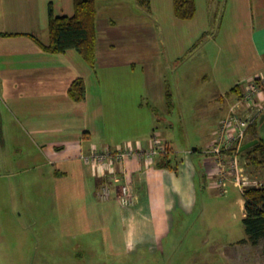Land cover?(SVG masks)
Here are the masks:
<instances>
[{
    "label": "crops",
    "instance_id": "obj_1",
    "mask_svg": "<svg viewBox=\"0 0 264 264\" xmlns=\"http://www.w3.org/2000/svg\"><path fill=\"white\" fill-rule=\"evenodd\" d=\"M119 1L122 0H100L98 16L100 8L112 11L115 2L119 3L116 9L129 16L130 12ZM150 2L149 8H143L152 16L153 25L145 33H151L154 40L155 24H159L165 47L156 42L153 45L152 41V45L147 44L150 53L146 64L140 59L137 62L132 58L113 59L112 53L106 59H99L98 45L103 44L99 41L100 29L108 33L117 22L109 20L111 26L97 18V62L92 68L77 51L50 55L34 39L47 44L50 5L55 15L71 17L75 13L73 0H0V114H4L0 126L15 123L32 137L35 151L31 159L35 162L30 167L40 168L47 163L55 167L51 171L53 193L60 208L66 209L65 217L60 219L63 235L68 239L82 234L98 235L115 254L131 253L129 235L136 230L135 222L140 221L135 216L146 208L147 202L159 196L157 191L161 194L174 191L184 206L195 208L198 187H202L196 175L194 179L191 175L180 179L171 169L146 164L139 158L127 160L123 166L116 163L114 169L107 170L86 162L94 149L117 152L127 147L144 151L150 148L152 115L149 112L155 113L150 111L151 103L165 107L170 98L163 86L155 89L156 83L162 82L158 72L163 58L165 62H175L196 47L207 50L209 76L217 84L220 108L225 105L229 109L236 100L237 95L230 94L232 89L239 86L243 92L251 81L264 75V0H196L197 12L192 20L176 18L174 0ZM124 21L133 23L136 17L129 16ZM131 26L138 25L125 27L131 30ZM104 43L113 46L112 42ZM76 79H82L85 84V99L80 102L68 94ZM256 101L262 104V111L255 117L257 136L264 139L263 91ZM226 115L225 112L221 120ZM218 131L212 133L208 147ZM163 141L173 150L168 140ZM204 156L200 158V169L204 179L211 181L218 192L212 177L214 161L207 154ZM5 164L10 165L8 161ZM188 166L190 172L198 171L192 155ZM123 169L137 197L132 207L120 204L119 185L111 180L110 170L121 175ZM167 175L171 177L170 187L163 179ZM105 184L112 188L111 197L102 201L98 194ZM61 200L66 201L65 205ZM241 204L245 217L244 199ZM162 220L160 225H165Z\"/></svg>",
    "mask_w": 264,
    "mask_h": 264
},
{
    "label": "rangeland",
    "instance_id": "obj_2",
    "mask_svg": "<svg viewBox=\"0 0 264 264\" xmlns=\"http://www.w3.org/2000/svg\"><path fill=\"white\" fill-rule=\"evenodd\" d=\"M120 3L130 12V17H136V22L124 21L129 16L116 9L118 2L112 11L100 8L98 19L108 25H111L109 20L115 19L117 26L108 33L100 26L99 41L103 44L98 45L99 59H106L112 53L113 59L132 58L135 62L140 59L146 64L150 53L147 44L156 42L164 46L160 25L155 24L156 33L154 40L151 39L152 34L145 33L153 25L147 9L136 0ZM132 24L138 26L128 30L126 27ZM104 41L112 42L113 46H107ZM208 55L207 50L199 46L175 62H165L163 58L158 72L162 82H157L155 89L166 88L165 95L168 92L171 95L170 104L162 107L151 103L153 110L150 111L155 113L149 112L151 138L157 136L172 145L175 168L172 171L180 179L196 175L202 184L198 187L195 208L184 206L174 191L166 194L157 191L159 196L147 202L146 208L135 216L140 221L135 222L136 230L129 235L131 253L110 252L108 244L98 235L82 234L68 239L60 226L66 209L60 208L53 193L51 171L55 167L48 163L40 168L30 167L35 162L31 159L35 151L31 136L25 134L24 128L10 123L7 127L0 126V264H262L264 243L257 246L240 243L248 238L243 224L242 193L233 187L226 195L220 194L218 189L216 192L200 169V158L206 155L203 153L212 133L220 129L221 117L229 112L227 106H219L217 84L209 76ZM137 69L140 72V68ZM3 115L0 114L1 119ZM194 148L199 149L191 153L198 164L195 173L190 172L191 155L187 153ZM170 178L163 177L168 187ZM128 182L132 184L130 178ZM143 191L148 194L145 188ZM144 192L139 191L143 196ZM65 203L61 200V204ZM162 219L165 225H160Z\"/></svg>",
    "mask_w": 264,
    "mask_h": 264
},
{
    "label": "trees",
    "instance_id": "obj_3",
    "mask_svg": "<svg viewBox=\"0 0 264 264\" xmlns=\"http://www.w3.org/2000/svg\"><path fill=\"white\" fill-rule=\"evenodd\" d=\"M138 3L144 8H149L151 4L150 0H138ZM73 4L75 13L71 17L55 15L51 4L48 24L49 41L44 44L39 39H34L41 49L50 55L64 54L69 50H75L90 67L95 68L98 45V0H73ZM196 12V0H174V14L177 19L192 20L196 16ZM68 94L76 102L83 101L86 95L84 81L82 79L74 80L68 89ZM230 94L239 97L242 91L239 86H236L230 91ZM169 96L168 105L171 100V95ZM248 136H250L249 141L258 139L256 120L249 127ZM249 141L247 138V142ZM166 146L168 153L159 156L154 163L159 168L175 170L172 149L167 144ZM194 152H199V149H193L192 154ZM240 155L247 162V170L264 180V139H259L257 145L241 152ZM243 199L245 200L243 224L248 238L240 243H251L257 246L264 243V185L259 189L247 190Z\"/></svg>",
    "mask_w": 264,
    "mask_h": 264
},
{
    "label": "built area",
    "instance_id": "obj_4",
    "mask_svg": "<svg viewBox=\"0 0 264 264\" xmlns=\"http://www.w3.org/2000/svg\"><path fill=\"white\" fill-rule=\"evenodd\" d=\"M264 92V75H260L251 81L241 96L236 98L226 117L221 120L220 129L213 143L205 150V153L214 161V186L219 193L226 195L231 187L237 188L244 197L249 189H259L264 185L262 178L256 177L247 170V162L240 155L241 148L247 143V131L254 122L256 114L262 111V104L256 99ZM168 153V148L163 140L157 136L151 138L150 148L134 150L125 148L117 152L94 149L86 162L99 169H114L117 163L122 166L127 160L133 158L143 159L147 164H153L155 160ZM191 154L192 151H188ZM111 180L119 185V202L123 207H132L137 202V197L125 176L124 169L119 175L110 170ZM112 188L109 184L101 187L99 199L107 201L111 197Z\"/></svg>",
    "mask_w": 264,
    "mask_h": 264
},
{
    "label": "water",
    "instance_id": "obj_5",
    "mask_svg": "<svg viewBox=\"0 0 264 264\" xmlns=\"http://www.w3.org/2000/svg\"><path fill=\"white\" fill-rule=\"evenodd\" d=\"M258 143H259V139H255V140L247 142L245 145L242 146L241 152H245V151L251 149L252 147L257 145Z\"/></svg>",
    "mask_w": 264,
    "mask_h": 264
}]
</instances>
